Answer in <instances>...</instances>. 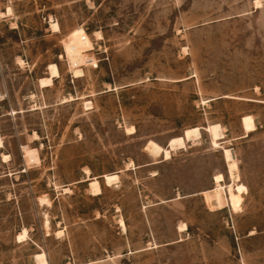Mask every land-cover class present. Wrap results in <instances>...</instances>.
<instances>
[{"label":"rangeland","instance_id":"obj_1","mask_svg":"<svg viewBox=\"0 0 264 264\" xmlns=\"http://www.w3.org/2000/svg\"><path fill=\"white\" fill-rule=\"evenodd\" d=\"M0 87V264H264V0H0Z\"/></svg>","mask_w":264,"mask_h":264},{"label":"bare ground","instance_id":"obj_2","mask_svg":"<svg viewBox=\"0 0 264 264\" xmlns=\"http://www.w3.org/2000/svg\"><path fill=\"white\" fill-rule=\"evenodd\" d=\"M53 27L55 29H58V25L57 24H54ZM69 57L72 60V63H73L74 67H78L79 64L82 65L83 57H81V54L79 52L70 53ZM50 69L52 70L50 77L46 78L45 80L41 79V84L43 86L51 85L52 82H54L53 79L59 76V71H58V68H57V66L55 64L50 65ZM74 72H75L76 76H79L82 73V71L79 70V69H75ZM242 123H243V127H244V130H245L246 134H248V133H250V132L255 130L254 119H253L252 115L244 116L242 118ZM206 131L211 133V135L213 137L214 144H218L217 141H218L219 137L222 135L221 134V126L219 124L212 125V126H209L208 128L206 127ZM199 135H200V129L199 128H191V129L186 130V132H185V137L188 140L191 139L193 136L198 137ZM0 146H2V142L1 141H0ZM147 149L149 151H151V154L152 153H154V154L163 153L164 156L167 157L166 160L171 157L170 150L161 147L160 145H158L157 143L153 142L152 140L148 143ZM25 151H26V155L28 156L30 162H36V161L39 160L38 159V155H37L38 153H36L35 150H31L28 147H26ZM225 158H226L227 161H231L233 159V155L231 153V150H225ZM215 177H216L215 178V182L217 184V187L215 189H213V190L207 191L205 193V196H206V198L208 200L209 196L219 195L218 199H219L220 204H218L216 206L220 207V206H223V205H228V193L221 185V182L223 181V175L219 174V175H217ZM104 178H105V181H106L107 185H110L114 181L119 180L118 174L106 175V176H104ZM90 188H91V191H92L93 195H98L102 191L100 182H99V180L97 178H94L93 180L90 181ZM228 191L230 193H233L234 190H233L232 186H230L228 188ZM212 206H215V205H212ZM120 225H121L122 229H124V231H125L126 230L125 223L122 222V223H120ZM182 229L184 231L186 230L185 225L182 226Z\"/></svg>","mask_w":264,"mask_h":264},{"label":"built area","instance_id":"obj_3","mask_svg":"<svg viewBox=\"0 0 264 264\" xmlns=\"http://www.w3.org/2000/svg\"><path fill=\"white\" fill-rule=\"evenodd\" d=\"M4 99H5L4 98V93H3L2 88L0 87V103H2Z\"/></svg>","mask_w":264,"mask_h":264}]
</instances>
